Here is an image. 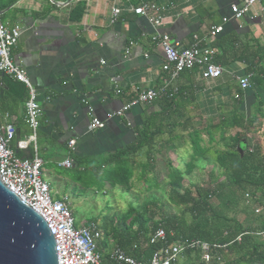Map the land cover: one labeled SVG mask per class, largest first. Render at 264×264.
Wrapping results in <instances>:
<instances>
[{
	"label": "crops",
	"instance_id": "obj_1",
	"mask_svg": "<svg viewBox=\"0 0 264 264\" xmlns=\"http://www.w3.org/2000/svg\"><path fill=\"white\" fill-rule=\"evenodd\" d=\"M24 1L25 6H16L21 15L6 22L3 17L7 8L2 10V19L8 25L22 27L12 57L39 93L43 112L37 154L45 161L42 177L58 199L67 197L68 190L83 188L68 170L88 163L96 170L95 163L106 164L116 150L135 143L146 132L150 136V131L160 125L165 127L156 137L154 147L159 144L167 148L166 141L170 140L171 145L179 148V142L188 141L189 132L204 129L205 125L200 126L201 122L199 125L195 118H211L222 110L217 109V102L235 101L232 95L238 91L239 77L248 65L241 56L245 51L256 50L258 41L264 45V13L259 7L253 11L256 17L250 13L239 21L230 18L224 22V17L232 14L231 4L238 0H152L160 8L158 16L162 24L158 27L149 17L132 10L138 5L137 0H81L85 8L80 20L71 14L80 0ZM61 1L69 3L61 5ZM114 6H119L122 13L112 23ZM219 25L223 30L212 36V28ZM155 33H169L183 49L193 44L195 35L200 36L202 44L213 49L215 63L223 67V75L207 81L202 77L203 68L199 67L171 79L163 69L164 55L152 41ZM165 80H170L173 96L141 103L122 116L113 115L137 97L136 88L159 87ZM232 80L237 83L235 89L230 86ZM183 85H193L195 90L175 92L176 87ZM171 99L174 103L170 104L167 101ZM89 105L105 122L104 128L90 131ZM177 106L180 108L176 109ZM166 107L171 109V120L163 114ZM10 119L16 127L13 149L22 157H34L33 143L27 149L17 146L19 140L31 134L25 112L0 113V124ZM186 120H189L187 128L180 127L178 123ZM173 122H176L175 135L170 136ZM71 140L76 141L74 145H70ZM67 160L72 161L71 167L61 164ZM76 223L81 226L89 222ZM104 237L100 251L108 261L115 240L112 233Z\"/></svg>",
	"mask_w": 264,
	"mask_h": 264
},
{
	"label": "trees",
	"instance_id": "obj_2",
	"mask_svg": "<svg viewBox=\"0 0 264 264\" xmlns=\"http://www.w3.org/2000/svg\"><path fill=\"white\" fill-rule=\"evenodd\" d=\"M142 1L152 0H137L136 4ZM6 7L0 0L1 11ZM84 8L82 1H78L71 11L75 20L82 18ZM262 12L264 13V10ZM258 43L256 50L245 51L241 56L248 62L242 74L250 76V87L245 91L239 86V99L235 96L236 103H233L232 109L223 110L217 105V109L222 110L212 115L218 114L219 120L213 121V116L204 126L210 144H202L204 141L202 129L195 128L189 132L193 153L191 161L186 164V171L174 167V163L168 161V167L171 168L168 173L170 198L176 206L183 209V216L162 211L161 219L155 220L152 209L157 206V201L149 202L145 206H132L125 215L127 220L118 222V229L112 234L117 241L115 244L129 254L147 262L152 254L165 244V241L157 243L151 241L156 230L163 227L167 234V243L201 240L212 245L209 262L202 261V248L197 246L185 248L182 259L177 264H264V218L258 223L252 218L257 209L264 208V146L260 142L251 144L248 136L251 127L260 117L264 118V45H261L260 41ZM1 82L0 113L15 114L22 110L26 114L29 94L27 86L6 74L2 75ZM193 87L183 85L178 88L183 94L189 89L194 91ZM248 98L251 104L249 111L244 108ZM173 101L171 99L167 102L171 104ZM252 108H256L257 113L251 114ZM170 112L171 109L164 108L163 114L167 120H171ZM200 119L201 122L204 117L201 116ZM188 122L189 120L177 123L180 127L187 128ZM150 124L148 122V127ZM170 125L174 127L170 130V136L175 135L176 122ZM163 127L160 125L150 131V136L146 132L137 137L135 143L116 150L111 160L104 164V166L110 164L111 174L118 178V183L126 191L133 189L130 180L135 176L134 172H138V168H143L145 162L140 160L143 154L147 158L145 167L147 174L151 175L155 171L157 163L155 139L164 130ZM218 129L221 139L225 142L224 148H215L212 144L217 141L215 130ZM166 142L169 144L168 149H178L171 145L170 140ZM200 160H207L216 168L211 172L215 186L203 187L197 183H192L190 187L184 185L183 175L190 174ZM220 176L224 177L223 181L219 180ZM226 191L236 197L241 192L243 193L241 196L246 195L247 201L253 203L251 208L246 207L243 220L229 217L219 206L212 203L215 198H223L222 195H225ZM101 231L106 237L110 234L107 230Z\"/></svg>",
	"mask_w": 264,
	"mask_h": 264
},
{
	"label": "built area",
	"instance_id": "obj_3",
	"mask_svg": "<svg viewBox=\"0 0 264 264\" xmlns=\"http://www.w3.org/2000/svg\"><path fill=\"white\" fill-rule=\"evenodd\" d=\"M64 3L69 2H59L61 5ZM257 5L261 11L264 10V6L262 7L264 0H238L231 4V16H225L223 20L228 22L230 18H233L239 21L247 14H254V8ZM159 9L154 1H143L132 7L136 14L149 17L155 27L162 24V19L158 16ZM121 13L122 9L119 6H114L110 21L115 23ZM254 17H256V13ZM221 30H223V26H215L210 34L215 36ZM21 35V25L5 23L0 9V88L3 74L9 75L27 86L29 94L26 122L31 129V134L25 139L19 140L17 146L20 149H27L33 143L36 149L34 157L18 155L11 144L16 133L14 122L10 119L4 124H0V169L4 185L45 219L57 242L59 264H177L185 248L197 246L202 248V261L209 262L212 256L210 243L201 240L167 243V234L163 227L156 230L151 241L152 243L165 241V244L157 249L147 262L129 254L116 244L108 254V261H105L104 255L100 251V244L105 239L103 232L95 223L78 226L68 197L55 200L49 183L42 177L45 161L37 154L38 130L43 112L39 103V93L31 78L26 75L25 70L12 57L13 48L18 44ZM194 39L190 47L183 49L180 47V42L174 41L169 33L152 35V41L164 55V71L171 75V79H174L185 70L200 67L203 68L202 77L207 81L221 77L224 69L215 63L213 49L203 45L200 36L195 35ZM239 83L243 90L248 89L250 76L239 77ZM169 84L170 80H165L164 84L159 87L136 88L137 97L123 104L113 115L122 116L141 103H153L162 96H173L174 91L169 90ZM118 92L121 90L119 89ZM175 92H179L178 87L175 88ZM88 108L92 115L89 124L90 131L104 128L105 122L94 114L91 105ZM75 142V140H71L70 145H74ZM61 164L71 167L72 161L67 160ZM247 196L251 197L250 195ZM258 211L260 209H257Z\"/></svg>",
	"mask_w": 264,
	"mask_h": 264
},
{
	"label": "rangeland",
	"instance_id": "obj_4",
	"mask_svg": "<svg viewBox=\"0 0 264 264\" xmlns=\"http://www.w3.org/2000/svg\"><path fill=\"white\" fill-rule=\"evenodd\" d=\"M3 3L7 6L5 9L9 8L8 11L4 13V20L6 22H11L17 16L21 15L18 11V6H25L26 1L24 0H2ZM78 1V0H76ZM17 2V3H16ZM15 8H12L14 5ZM32 8L29 9V11ZM230 85L232 89H235L237 83L236 81H231ZM247 90V89H246ZM245 90V91H246ZM217 93V92H215ZM231 96V95H230ZM233 98H238V91L236 90L233 93ZM231 100V97L228 98ZM235 100V99H234ZM218 106H221L223 110L232 109L233 103L220 104L217 102ZM251 104L249 98L244 104V108L249 111ZM252 113H257L256 108L251 109ZM195 122L199 123L201 119L195 118ZM213 121L217 122L219 120L218 115L214 116ZM210 122V119L206 117L201 121V125H207ZM203 124V125H202ZM203 132V143L210 144L209 136L206 133L205 129H202ZM249 137L251 144L261 143L264 146V118L260 117L258 122L251 127L249 131ZM215 136L217 141L212 143L215 148H224L225 142L220 137L219 129L215 130ZM188 141H181L178 143L179 148L177 149H168L165 147L155 146L156 153V169L152 172L151 175L147 174L145 167L147 164V158L143 154L140 157V160L144 161L143 168H138V172H134V177L130 180V185L133 186V189L126 191V189L118 183V178L111 174V166L107 164L97 163L94 164L96 170L88 163L83 166H77L68 170L70 176L79 184L83 185V188L76 187V189H71L66 192L70 206L74 212L77 222L86 221L89 223L95 222L100 230H107V232L112 233L115 229H118V222H121L125 219V215L129 209L134 207L145 206L149 202L157 201V206L153 208L155 213V220L161 219V214L163 212H168L170 214L183 216V209L176 206L170 198V186L168 184L169 172L171 168L168 167V161H172L173 166L181 168L186 171V164L191 161L193 147L191 146L190 137ZM177 144V142H174ZM169 159V160H168ZM84 170H79L83 168ZM49 168V165H47ZM56 170H59L55 167ZM141 169V170H140ZM214 165L207 160H200L197 162L196 167L190 174L183 175V183L185 186L190 187L192 183L200 184L203 187L215 186L212 181V173L215 171ZM224 177L220 176L219 180L223 181ZM54 191V190H53ZM238 197L232 196L227 191L225 195H222L223 198L218 197L213 199V204L219 206L220 209L229 217H235L239 220H243L246 213V207L251 208L252 202L247 201V197L241 196L243 193L239 192ZM53 198L58 199L57 195L52 192ZM62 197V196H61ZM64 198V197H62ZM60 198V199H62ZM252 218L255 220V223L261 221L264 218V208H261L260 211L257 210L252 214ZM122 224V223H120ZM128 225V223H127ZM115 244L113 242L112 246ZM113 248V247H112ZM182 258H180L179 262ZM178 262V263H179Z\"/></svg>",
	"mask_w": 264,
	"mask_h": 264
},
{
	"label": "water",
	"instance_id": "obj_5",
	"mask_svg": "<svg viewBox=\"0 0 264 264\" xmlns=\"http://www.w3.org/2000/svg\"><path fill=\"white\" fill-rule=\"evenodd\" d=\"M45 219L3 183L0 169V264H59Z\"/></svg>",
	"mask_w": 264,
	"mask_h": 264
}]
</instances>
